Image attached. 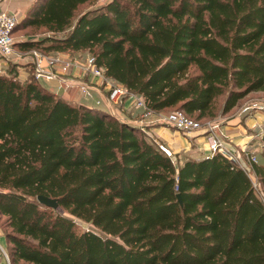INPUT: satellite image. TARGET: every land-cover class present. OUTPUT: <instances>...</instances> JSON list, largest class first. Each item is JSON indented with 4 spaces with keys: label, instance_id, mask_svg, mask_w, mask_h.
<instances>
[{
    "label": "trees",
    "instance_id": "trees-1",
    "mask_svg": "<svg viewBox=\"0 0 264 264\" xmlns=\"http://www.w3.org/2000/svg\"><path fill=\"white\" fill-rule=\"evenodd\" d=\"M96 1L33 0L12 30H31L16 49L88 50L147 110L202 123L264 93V0ZM26 68L0 73L10 264H264V202L240 167L218 153L172 162L130 119L67 100ZM257 152L251 173L264 184Z\"/></svg>",
    "mask_w": 264,
    "mask_h": 264
},
{
    "label": "built area",
    "instance_id": "built-area-1",
    "mask_svg": "<svg viewBox=\"0 0 264 264\" xmlns=\"http://www.w3.org/2000/svg\"><path fill=\"white\" fill-rule=\"evenodd\" d=\"M17 20L18 15L16 13L0 10V71L4 68L3 64L9 63L12 55H16L18 58L13 62L22 65V61L25 60L29 64L31 74L35 80L45 84L54 93L64 95L65 99L71 97V91H75L79 95L80 102L84 99L89 100L93 97V93L98 92L100 94L101 88H106L108 102H118L126 94L123 86L105 75L103 68L96 63V58L91 52L69 55L66 52L45 53L38 49H31L26 53L18 51L15 42L19 39L12 34ZM129 96L135 98L136 108L143 107L147 110L141 96L135 94H129ZM84 103L88 104L87 102ZM99 103L100 101H95L96 106ZM254 109L264 112V103L256 104ZM105 110L109 116L122 119L109 108ZM165 119L169 125H172L183 134L204 128L207 131L206 146L200 158H209L213 153L220 154L232 165L240 167L247 174L254 190H256V181L251 173V164L255 162V155L248 154L245 159L238 151L226 145L216 133L214 122L205 121L202 123L188 117L181 110L168 112ZM134 124L147 135L140 119L135 120ZM156 145L172 162H175L174 151L163 143L156 142ZM0 252L5 263L10 264V260L1 244Z\"/></svg>",
    "mask_w": 264,
    "mask_h": 264
},
{
    "label": "crops",
    "instance_id": "crops-1",
    "mask_svg": "<svg viewBox=\"0 0 264 264\" xmlns=\"http://www.w3.org/2000/svg\"><path fill=\"white\" fill-rule=\"evenodd\" d=\"M32 1L0 0V10L20 14L27 9ZM61 96L65 97L64 95ZM70 96V98L67 97L70 101H80L79 95L75 91H71ZM128 96L124 100V106H127L131 101L130 96ZM254 106L250 107V105H244V101H238L227 113L216 116V123L214 121L215 131L220 139L226 145L238 151L245 159L248 154L255 155L258 148L264 144V112L254 109ZM143 124L147 136L155 142L160 141L176 153L182 152L185 158L199 159L204 153L207 135L204 128L183 134L179 131H162L154 126L157 121ZM1 259L5 262L3 257Z\"/></svg>",
    "mask_w": 264,
    "mask_h": 264
},
{
    "label": "rangeland",
    "instance_id": "rangeland-1",
    "mask_svg": "<svg viewBox=\"0 0 264 264\" xmlns=\"http://www.w3.org/2000/svg\"><path fill=\"white\" fill-rule=\"evenodd\" d=\"M105 1L106 0H97L95 2V5H100V4L104 3ZM86 7H88L87 4L81 5L80 8L78 9V11L76 12V14L79 13L81 10H83ZM22 13L17 14L18 17ZM30 32H31V30H27V28H23L22 31H17V32L15 31L13 35L18 39H25L29 36L28 34H30ZM33 37L38 38V37H40V35L35 34V35H33ZM18 51H21L22 53L28 52V51H22V50H18ZM86 52L89 53L90 51L82 50V51H77L76 53H73V54H78V53L81 54V53H86ZM67 54L70 55L71 53H67ZM17 58L18 57L16 55H12L9 63L13 62ZM22 63H23V67L24 66L25 67L27 66V68L29 67V64H27V62H25V60H23ZM3 65H4V68L1 69L0 73H2L5 70V68L8 66V63L3 64ZM26 73H27V71H23V69L20 68L19 78L22 79V78L26 77V75H27ZM100 90H101L100 94L98 92H95V93H93V97L91 99H89V100H85V99L83 100L82 99L83 101L82 100L81 101L87 102L89 105H95V106H96L95 101H100L98 106H101L104 109L109 108L110 110L114 111L115 115L118 114V116L121 117L122 119L123 118L127 119V120L130 119L132 122H134L137 119H140L142 121V123H145V124L150 123V121H157V124H155L154 126H156L157 128H160L162 131H169V132L177 131L172 125H169L165 119L167 113L174 110V107L164 109V110H161L158 112L147 111L143 107L136 108L135 107V98H133L132 96H130L131 101L129 102V104L127 106H124L123 103H124V100L128 96L127 94L124 95L120 99V101H118V102L117 101L116 102H108L106 88H101ZM222 100H223V96L218 98V100L216 101V106H215L216 112L220 108ZM241 101H244V105H250V106L256 105L259 103H264V93H262V92L252 93V94L244 97ZM76 102H80V101H76ZM192 116H194V115H192ZM216 120H217V117L213 118V119H208V120L206 118V120H202V121H209V122L215 121V123H216ZM149 126H151V125H149ZM158 142L161 143L160 141H158ZM262 147H264V145H262V146H260V148H258L259 151ZM175 158H178L179 161H183L185 159V156L182 154V152H177V153L175 152ZM255 158H256L255 162H257L258 161V152L257 151L255 152ZM253 178L255 179L256 186H257L256 190H255L256 196L261 201L264 202V184H261L260 181L257 180V178H255L254 176H253ZM3 220H4V218H0V244L3 247V249L5 250L6 242H5V237H4L5 227L3 226ZM75 220H76L78 229H81V230L82 229H91V230H94V231L102 234L97 228H94L89 223L82 221V220H79V219H76V218H75ZM1 257H2V255L0 252V264H5V262L1 259Z\"/></svg>",
    "mask_w": 264,
    "mask_h": 264
},
{
    "label": "water",
    "instance_id": "water-1",
    "mask_svg": "<svg viewBox=\"0 0 264 264\" xmlns=\"http://www.w3.org/2000/svg\"><path fill=\"white\" fill-rule=\"evenodd\" d=\"M87 106H92V105H89V104H85ZM94 106V105H93ZM178 197V200L180 201L179 199V195H177ZM36 200L42 204V205H45L47 207H51V208H56L57 207V201L55 198H51V197H48V196H44V195H37L36 196Z\"/></svg>",
    "mask_w": 264,
    "mask_h": 264
}]
</instances>
